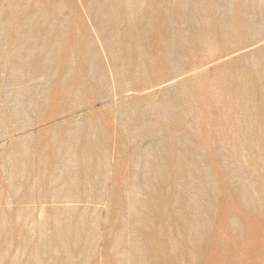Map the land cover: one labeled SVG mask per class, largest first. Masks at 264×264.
<instances>
[{
	"label": "rangeland",
	"instance_id": "obj_1",
	"mask_svg": "<svg viewBox=\"0 0 264 264\" xmlns=\"http://www.w3.org/2000/svg\"><path fill=\"white\" fill-rule=\"evenodd\" d=\"M0 264H264V0H0Z\"/></svg>",
	"mask_w": 264,
	"mask_h": 264
}]
</instances>
